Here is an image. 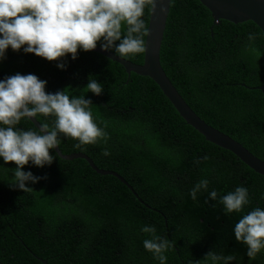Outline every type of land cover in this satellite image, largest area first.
I'll use <instances>...</instances> for the list:
<instances>
[{"label": "trees", "instance_id": "1", "mask_svg": "<svg viewBox=\"0 0 264 264\" xmlns=\"http://www.w3.org/2000/svg\"><path fill=\"white\" fill-rule=\"evenodd\" d=\"M149 12L146 6L141 18L146 27ZM115 46L109 52L116 55ZM123 59L142 64L143 53ZM160 65L201 120L264 161V100L251 89L264 84V36L254 24L213 26L197 0H171ZM15 74L46 81V93L65 90L92 101L93 120L107 142L75 148L78 141L61 136L58 149L63 155L85 154L98 169L115 172L142 203L116 178L96 174L82 159L65 161L53 149L51 165L29 162L22 169L41 178L26 182L33 191L24 193L11 186L16 165L0 158L1 264H160L143 246L151 238L141 231L144 226L175 245L164 253L165 264H203L210 251L235 256L229 264H264V249L251 259L234 237L240 218L264 209V177L187 126L151 80L127 75L117 63L82 50L75 60L48 62L8 48L0 80ZM89 79L101 84V95L87 92ZM35 119L50 129L54 124L53 117ZM16 127L37 131L27 118ZM202 179L208 188L193 200L189 193ZM240 186L247 188L249 203L228 214L220 197ZM212 190L216 200L209 197Z\"/></svg>", "mask_w": 264, "mask_h": 264}, {"label": "clouds", "instance_id": "2", "mask_svg": "<svg viewBox=\"0 0 264 264\" xmlns=\"http://www.w3.org/2000/svg\"><path fill=\"white\" fill-rule=\"evenodd\" d=\"M146 6L154 11L156 0H0V60L8 48L13 52L23 48L24 53L48 62L66 56L75 60L78 50L91 52L98 42L102 51H111L116 45L115 53L121 59L145 53L144 37L149 31L141 18ZM122 26H126L123 37ZM253 38L250 34L249 40ZM57 67L64 70L66 65L58 63ZM45 85L46 81L33 74H15L0 80V158L5 164L16 165L11 186L24 193L33 191L26 187V182L35 184L41 178L22 169L29 162L40 168L51 165L54 156L50 150L59 148V137L78 141L75 148L108 139L93 120L90 99L86 100L84 95L70 97L65 90L46 93ZM86 89L95 96L103 91L95 79H89ZM38 116L53 117L51 129L48 123H38L37 131L16 127L22 119L35 120ZM103 154L108 156L109 152L105 150ZM208 184L207 179L200 180L190 191L191 198L195 200ZM217 196L215 190L209 193L212 200ZM219 202L226 213H239L249 203L248 190L237 187L220 197ZM141 231L151 235L143 241L145 250L165 264L164 253L175 245L156 235L153 226H144ZM234 237L247 246L246 255L255 259L264 249V209L257 207L240 218ZM234 259L235 256L210 251L203 264H229Z\"/></svg>", "mask_w": 264, "mask_h": 264}, {"label": "water", "instance_id": "3", "mask_svg": "<svg viewBox=\"0 0 264 264\" xmlns=\"http://www.w3.org/2000/svg\"><path fill=\"white\" fill-rule=\"evenodd\" d=\"M212 16V25H217L219 21H227L234 25L251 22L264 36V0H197ZM171 0H156V9L150 10L148 18L149 35L145 36L146 52L143 53L142 64H134L125 59H121L112 52L102 51L100 47L92 50V53L98 54L112 62L120 65L127 75L131 73L139 77L148 78L160 90L162 95L170 103L178 116L184 123L201 135L204 140L217 148L228 151L234 155L241 163L256 174L264 177V161L253 156L238 142L227 135L210 127L201 120L184 102L178 94L169 79L166 77L160 65V47L164 35L165 24L169 14ZM163 9V11H161ZM212 27L210 28V31ZM244 86V85H243ZM262 93L264 100V84L262 86L251 88ZM28 121L38 130L37 120L27 118ZM55 154L65 160L75 159L84 160L89 167L98 175L112 176L123 184L136 198L137 195L131 186L118 174L108 170L98 169L92 160L82 153L63 155L58 148L53 149ZM138 199V198H137ZM138 201L142 203L139 199ZM42 264L46 261L40 260ZM1 264V262H0Z\"/></svg>", "mask_w": 264, "mask_h": 264}]
</instances>
